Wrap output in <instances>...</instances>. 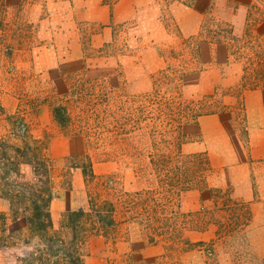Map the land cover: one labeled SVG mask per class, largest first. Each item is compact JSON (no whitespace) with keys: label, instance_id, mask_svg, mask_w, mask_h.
<instances>
[{"label":"rangeland","instance_id":"374dc122","mask_svg":"<svg viewBox=\"0 0 264 264\" xmlns=\"http://www.w3.org/2000/svg\"><path fill=\"white\" fill-rule=\"evenodd\" d=\"M158 2L147 27L104 23L86 0H0V264H264V128L251 131L244 102L264 87V0L240 28L238 3L211 0L194 34L171 6L196 0ZM174 170L200 172L183 191ZM40 185L47 232L30 223ZM90 196L118 222L73 263L67 216Z\"/></svg>","mask_w":264,"mask_h":264},{"label":"crops","instance_id":"0c3cea01","mask_svg":"<svg viewBox=\"0 0 264 264\" xmlns=\"http://www.w3.org/2000/svg\"><path fill=\"white\" fill-rule=\"evenodd\" d=\"M239 4V11L230 15V20L237 28L244 27L247 21V10L252 0H230ZM87 9L90 14L99 12L104 23H124L133 21L138 25L146 21L147 27L157 26L162 16L161 5L158 0H116L110 8L102 0H86ZM211 0H196L194 6L183 3H175L171 6L174 14L184 33L194 34L200 29L202 22V11L210 5ZM264 29V21L259 24ZM206 44H202V48ZM248 124L251 129L254 127L264 128V87L246 90L244 92ZM264 132V130L262 131ZM264 151V147L262 148ZM260 158L264 159V153Z\"/></svg>","mask_w":264,"mask_h":264},{"label":"trees","instance_id":"16d2710c","mask_svg":"<svg viewBox=\"0 0 264 264\" xmlns=\"http://www.w3.org/2000/svg\"><path fill=\"white\" fill-rule=\"evenodd\" d=\"M230 31L231 30H229V32ZM199 163L202 164L201 162ZM203 166L205 167L204 171L211 170L208 162L204 161ZM14 170L17 173L19 172L17 167ZM199 172L193 171V173L189 174V177L183 176V178L181 179L178 170H174V176H169V185L175 186L180 190L184 191L185 189H188L190 187L189 182L191 181L192 177L197 176ZM176 180L180 181V185H175ZM45 190H48L45 185H40V187L33 189L27 196V200L30 201L32 209L30 223L36 224V226L43 232H47L50 228L53 227L52 214L49 208L52 199V194L50 193V195L46 197ZM21 202H24V200L22 199ZM41 203H43V205ZM124 203L125 202L122 201V204L125 207L129 218L139 220L138 216L140 214L137 211L136 213H134L132 210H130L131 205H134L138 202L133 199H130V201L126 200L127 206ZM89 206V211H72L69 212L67 216L66 226L68 227V231L71 232V240L69 241L70 247L72 248L71 252H68V257L73 263V258H77L73 254L78 253V245L84 241L86 236L92 234H101L104 236H108L111 229L118 222V220L116 219L118 208H116V206L112 202L104 200L100 204H98L95 197L90 196ZM237 209L238 211H236L235 209L230 210L232 212V219H234L235 222L241 221V219L244 220L248 218V212L246 207L244 208L243 205H238ZM141 211H144L145 213L148 212V209H143ZM239 211H241V215H238ZM150 217L152 221L156 222L157 224L162 223V221L160 220L159 213L150 214ZM152 221L150 223V220H147L146 226L148 229H150V231L153 232L156 227L152 224Z\"/></svg>","mask_w":264,"mask_h":264}]
</instances>
